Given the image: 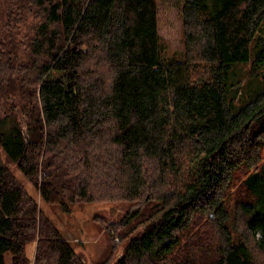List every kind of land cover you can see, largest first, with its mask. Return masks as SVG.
Returning <instances> with one entry per match:
<instances>
[{
	"label": "trees",
	"instance_id": "16d2710c",
	"mask_svg": "<svg viewBox=\"0 0 264 264\" xmlns=\"http://www.w3.org/2000/svg\"><path fill=\"white\" fill-rule=\"evenodd\" d=\"M179 15L175 57L158 0H0V147L48 205L130 203L94 216L101 264H264V209L230 197L264 159V78L241 104L229 83L233 64L264 63V0H181ZM0 264H85L8 165Z\"/></svg>",
	"mask_w": 264,
	"mask_h": 264
},
{
	"label": "rangeland",
	"instance_id": "374dc122",
	"mask_svg": "<svg viewBox=\"0 0 264 264\" xmlns=\"http://www.w3.org/2000/svg\"><path fill=\"white\" fill-rule=\"evenodd\" d=\"M181 0H158V19L161 21L170 22V30L164 31L159 29V33L163 36L167 44V53L178 57L184 52V46L180 39L181 24L179 15V6ZM264 40V20L262 21L259 30L256 33L251 46V56H255L259 49L258 40ZM249 63L233 64L229 71V83L234 84L241 80L245 86L238 90L236 104L245 103L261 86V79L264 78V63L259 66L257 76L250 77ZM233 92V88L230 89ZM8 165L13 170L14 174L22 180L27 191L36 198L38 205L56 225L62 237L66 239L72 246L74 251L80 256L85 264H101L108 251L111 249V238L106 231L94 220V216L102 215L110 220H119L130 206L129 202H86L78 203L69 206V211L63 210L58 205H48L43 202L37 190L30 184L28 180L10 161L8 156L0 147V166ZM242 189L246 190L244 197L239 195V192L233 191L230 195L238 200L248 204H253L254 207L264 209V159L254 168L245 178ZM158 201L150 202L142 212L131 220L130 226L135 222L140 221L148 216L158 205ZM231 205L230 198L226 202ZM257 238L260 237V232H255ZM122 246V245H121ZM120 246V248H121ZM35 250V243L27 246V253L32 259ZM11 255L6 253V261L10 262Z\"/></svg>",
	"mask_w": 264,
	"mask_h": 264
}]
</instances>
